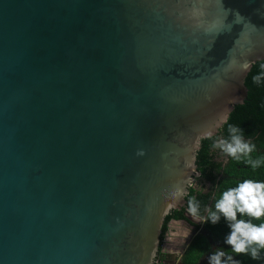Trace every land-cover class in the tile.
I'll list each match as a JSON object with an SVG mask.
<instances>
[{"label":"water","instance_id":"1","mask_svg":"<svg viewBox=\"0 0 264 264\" xmlns=\"http://www.w3.org/2000/svg\"><path fill=\"white\" fill-rule=\"evenodd\" d=\"M262 60L264 0H0V264H155Z\"/></svg>","mask_w":264,"mask_h":264},{"label":"trees","instance_id":"2","mask_svg":"<svg viewBox=\"0 0 264 264\" xmlns=\"http://www.w3.org/2000/svg\"><path fill=\"white\" fill-rule=\"evenodd\" d=\"M264 60L254 64L245 78V86L247 88V98L242 105H237L229 114L227 122L219 129L216 136L206 138L201 141L200 150L196 156L197 170L202 174L205 180L212 185H216L213 202L209 204L212 193H202L192 188L188 190L185 198L186 205L181 210H173L165 218L161 235L159 249L162 247L165 235L169 228L171 221H186L188 224L193 225L189 218L186 217L185 211H188L189 201L193 198L199 205L198 217L205 215L208 208L209 212L216 211L215 203L220 199L222 193L229 188L238 186L239 183L245 179H252L257 182H264V77L259 83H253V76L261 75L264 73ZM229 126H235L241 129V134L246 142L255 145V150L251 153L253 160L261 159V165L253 170V168L244 162L242 158L240 161L225 155L220 149L214 148L213 144L218 139L230 140ZM220 153L228 158V165L222 169L221 163H216L213 160L212 153ZM222 170V174L220 171ZM218 174H221L220 180L217 181ZM238 219L249 220L250 218L238 213ZM251 222L259 225L264 223V216L259 219L251 218ZM204 228L207 232L206 235L197 234L181 257L182 264H197L201 256L209 249V239L212 243L220 244L225 248L226 256L233 255V259L241 261V264H264V250L260 251V256L257 260H252L250 256H236L235 253L230 251V246L224 243L226 236L230 232L228 222L221 215L220 221L213 225L211 221L204 223ZM226 256L223 259H226ZM222 259V264H223Z\"/></svg>","mask_w":264,"mask_h":264},{"label":"clouds","instance_id":"3","mask_svg":"<svg viewBox=\"0 0 264 264\" xmlns=\"http://www.w3.org/2000/svg\"><path fill=\"white\" fill-rule=\"evenodd\" d=\"M249 61H245L240 65L242 71H247L251 66ZM264 68V65H262ZM264 77L261 75L253 76V83H259ZM234 101L230 100L229 103ZM229 109H225V115L220 118V123L227 122V113ZM230 140L218 139L213 147L220 149L222 153L233 159L244 162L250 165L253 170L258 168L262 160L251 158V153L255 150V145L246 142L241 134V129L235 126H229ZM212 132H206L201 138H210ZM138 156H143L145 153L139 151ZM216 211L209 212L206 219L197 222L211 221L213 225L220 221L221 215L228 222L230 232L225 238L224 243L230 246V251L236 256H250L252 260H257L260 256V251L264 250V223L256 225L251 222V218L259 219L264 216V182H257L252 179H245L238 186L229 188L224 191L215 203ZM189 215L193 218L198 217L199 205L195 199L189 201ZM238 213L250 218L249 220L238 219ZM226 256L225 251L217 249L210 257L209 264H222V258ZM223 264H241V261L233 259V255L228 254L226 259H223Z\"/></svg>","mask_w":264,"mask_h":264},{"label":"flooded vegetation","instance_id":"4","mask_svg":"<svg viewBox=\"0 0 264 264\" xmlns=\"http://www.w3.org/2000/svg\"><path fill=\"white\" fill-rule=\"evenodd\" d=\"M212 156H213V160L216 163H221L222 169H224L228 165V163H229L228 158H225L226 156H224V155L220 156V153L219 152L218 153H216V152L215 153H212ZM220 173L222 174V170L220 171ZM221 174L216 175L217 176V181L220 180ZM215 186L216 185H212L211 183L207 182L205 180V178L202 176V174L197 170V174H196L195 177H193V180H192L191 185L189 186L188 190L190 188H192V189L197 190V191H202V193H206V194L212 193L211 200L209 201V204H210V203L213 202L214 194H215V191H216ZM185 205L182 208H184ZM181 209H179V210H181ZM187 214L189 215V212L188 211H185L186 217H187ZM207 214H208V208L205 211V215L204 216L197 217L196 219L203 220V219H205V217H206ZM187 218H189V217H187ZM190 221L193 223V225L188 224V222H186V221H183V222H185L186 224H188L190 227L193 228V233L194 234H193V237H192L191 241L184 246L183 252H181V255H180L181 257L183 255V253L185 252L186 248L189 246V244L192 242L193 238L197 234H203V235H206L207 234V232H206V230L204 228V223L205 222H195L192 219H190ZM171 222H177V221H171ZM165 238H166V235H165ZM165 238H164V241H165ZM164 241H163L162 247L159 249L157 258L155 259V264H167V263H171V261H173V259H170L169 254H166L165 251L163 250V246L165 244ZM208 241H209V249H208V251L206 253H204L201 256V258L198 260V263L197 264H209V257L217 249H220L222 251H225V248L222 247L220 244L212 243L210 239ZM181 257L179 259V261H180L179 264H182L181 263Z\"/></svg>","mask_w":264,"mask_h":264},{"label":"rangeland","instance_id":"5","mask_svg":"<svg viewBox=\"0 0 264 264\" xmlns=\"http://www.w3.org/2000/svg\"><path fill=\"white\" fill-rule=\"evenodd\" d=\"M187 217L197 222L198 219L193 218L187 214ZM193 228L183 221L170 222L168 232L164 241L163 250L166 254H169L170 259H173L171 263L167 264H179L181 252H183L184 246L189 243L193 237ZM166 247V248H165Z\"/></svg>","mask_w":264,"mask_h":264}]
</instances>
